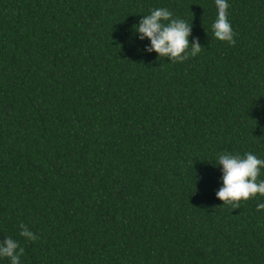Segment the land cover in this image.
I'll use <instances>...</instances> for the list:
<instances>
[{
    "label": "trees",
    "instance_id": "16d2710c",
    "mask_svg": "<svg viewBox=\"0 0 264 264\" xmlns=\"http://www.w3.org/2000/svg\"><path fill=\"white\" fill-rule=\"evenodd\" d=\"M229 5L235 45L215 0H0V240L21 264H264V198L216 197L219 154L264 159V0ZM155 8L199 54L144 51Z\"/></svg>",
    "mask_w": 264,
    "mask_h": 264
},
{
    "label": "clouds",
    "instance_id": "9594fccd",
    "mask_svg": "<svg viewBox=\"0 0 264 264\" xmlns=\"http://www.w3.org/2000/svg\"><path fill=\"white\" fill-rule=\"evenodd\" d=\"M216 18L211 25L216 39L235 45V32L229 20V0H215ZM140 40H149L150 46L144 51L155 52L158 58H168L173 62H183L189 56L200 53L202 46L198 41L190 40L191 26L183 19L173 18V13L167 8H155L150 14L143 15L138 25L134 26ZM216 166L222 167V186L216 192V197L224 204L234 209L240 207L241 201H247L258 194L264 198V179L259 177L264 171V159L247 152H224L217 156ZM256 211H264V203H258ZM19 236L26 241H36L38 235L21 223ZM24 248L20 242L11 236L0 240V260L7 258L9 264H21Z\"/></svg>",
    "mask_w": 264,
    "mask_h": 264
}]
</instances>
